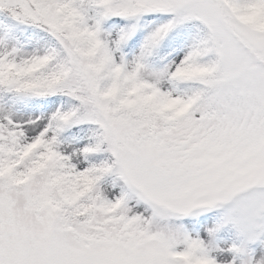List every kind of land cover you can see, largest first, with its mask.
Listing matches in <instances>:
<instances>
[{"label":"snow or ice","instance_id":"6c2138e0","mask_svg":"<svg viewBox=\"0 0 264 264\" xmlns=\"http://www.w3.org/2000/svg\"><path fill=\"white\" fill-rule=\"evenodd\" d=\"M0 264H264V0H0Z\"/></svg>","mask_w":264,"mask_h":264}]
</instances>
